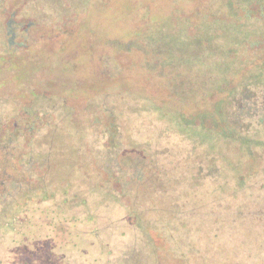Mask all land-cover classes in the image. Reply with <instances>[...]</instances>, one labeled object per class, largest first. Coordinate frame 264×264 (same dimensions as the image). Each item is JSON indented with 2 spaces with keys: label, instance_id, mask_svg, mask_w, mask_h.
<instances>
[{
  "label": "trees",
  "instance_id": "trees-1",
  "mask_svg": "<svg viewBox=\"0 0 264 264\" xmlns=\"http://www.w3.org/2000/svg\"><path fill=\"white\" fill-rule=\"evenodd\" d=\"M41 1L58 6V19L67 27H53L45 38L58 34L74 38L78 28L94 35L88 29L93 21L80 12L92 0ZM96 1L103 5L110 0ZM167 1L157 3L167 7ZM181 1L187 11L196 7L200 15L211 12L200 0ZM120 5L115 2V9ZM223 5L224 14H241L239 21L192 24L191 29L198 26L206 33L197 30L190 35L194 32L190 29L184 41L172 36L182 30L173 14L166 19V13L151 17V6L131 7L133 13L138 10L133 26L141 35L161 36L152 41L156 54L162 44H171L176 51L182 43L195 47L191 53L200 67H176L168 54L165 58L161 54L160 60L169 67H150L164 78L166 97L139 93L136 90L141 87L118 80L122 70L114 68L115 52L99 47L96 55H87L95 56L94 63L102 67L105 81L98 95L63 93L70 92L64 90L70 87L66 81L59 82L58 76L69 73V67H57L53 79L62 90L58 97L50 96L36 81L32 97L11 103V111L0 114V223L30 222L29 216L21 215L35 204L48 219L53 213L50 223H66L60 215L71 207H84L85 212L93 193L98 204L123 207L129 225L141 235L140 243L127 251L123 248L119 264H239L228 255L230 237L224 235L230 225L245 224L241 214L246 204L241 196L251 188L247 186L250 179L261 174L264 0H224ZM16 14L14 10L11 18ZM137 36L132 33L130 41ZM39 44L37 37L26 44L24 51L30 53L24 54L25 63L49 69L43 67L47 61L42 56L56 53L57 46L46 42L48 49ZM78 48L73 44L67 53L73 56ZM15 52L0 47V62L19 64L23 59ZM71 55L67 56L70 61ZM12 68L17 75L20 68L27 76L35 73L32 67ZM140 117L146 120L137 122ZM141 130L146 134L138 137ZM170 137L184 142L186 148L164 147L161 138ZM231 201H238L234 208ZM67 219L85 221L77 214Z\"/></svg>",
  "mask_w": 264,
  "mask_h": 264
},
{
  "label": "rangeland",
  "instance_id": "rangeland-1",
  "mask_svg": "<svg viewBox=\"0 0 264 264\" xmlns=\"http://www.w3.org/2000/svg\"><path fill=\"white\" fill-rule=\"evenodd\" d=\"M140 1L142 4H135L137 2L135 0H110L102 5L98 1L92 0L83 5L80 12L85 19L89 18L93 21L90 22L88 29L94 32V35L89 36L85 29L78 28L74 38L58 34L53 37L54 39L45 38V35L52 31L53 27L56 30L67 28L64 22L58 19V6L49 1H41V3L40 0L2 1L0 4V47L19 51L20 54L17 57L20 56L24 61L21 60L19 64L10 61L11 65L0 62V114L5 110H10L11 103L15 105V100H26L32 97L33 91L31 90L36 87V81L49 90L50 96L58 97L62 90H59V83L53 79L56 77L53 71L57 67H69V73L65 72L63 76H58L59 82L66 81L70 87L64 89L70 90V92L63 93H70V96L98 95L100 89H103L105 81L102 77V67H98L94 63L96 62L95 56L92 58L87 55H96L99 47L106 48L108 52H115L112 58L114 68L118 67L120 71L122 70L117 77L118 80L128 85L141 87L136 90L139 93L145 95L152 93L153 97H166L168 92L165 88L164 78L156 76L150 68L163 67V65L169 67L167 63L160 60L161 54L165 55L164 58L167 54L172 57L176 67H200L199 60L197 56H192L191 52L195 50L192 44H178L180 49L177 51L176 47L171 44H162L164 45L162 53H155L157 50L156 46L152 45V41L161 36L158 33H151L145 37L141 35L142 32L138 27L133 26L134 16H136L134 14L143 7L144 3L151 6V17L160 18L166 13V19L169 14H173L175 19L182 24V30L172 36L183 41L185 34L189 35L188 32L192 24L199 23L198 26H201L205 22L213 24L214 21L220 20L221 23L229 25L230 22L239 21L241 17V14L235 17L224 14V5L222 6L224 0H200V5L205 4L211 8L208 15H200L198 10H195L196 7L194 10H185L186 4L183 5L181 0H169L167 7L157 3L159 0ZM115 2L121 4L117 9H115ZM133 6L137 7L134 9H138L135 13L131 10ZM176 7L182 10L176 9ZM165 9L166 12H163ZM14 10L17 11V14L11 18ZM216 12L220 14L219 18L215 14ZM102 13L107 14L102 15ZM165 23L169 24V21L167 20ZM198 26L196 29L192 27L191 30L194 32L190 35L205 32L199 30ZM27 29L28 31H26ZM132 33L139 36L131 38L133 42L129 43L131 42L129 36ZM212 33L215 34V31H211ZM36 37L40 42L39 45L45 44L48 48V44L51 43L54 47L57 46L56 53L46 57L42 56L44 58L42 60L47 61L43 67H49V69L39 70L38 63L35 65L33 62L25 63L24 54L28 56L30 53L24 51L26 44L33 43ZM21 42L26 44L22 45ZM73 44L79 45V48L72 56L67 52L71 50ZM46 51L47 49L43 53ZM17 52L15 53L17 54ZM68 55H71V61L67 59ZM33 56L36 55L31 54V57ZM12 67H32L35 73L33 76H27L20 68V75H17L13 73L15 69ZM79 82L81 84H78ZM140 118L136 121L146 120L144 117ZM141 131L142 133L138 134V137L146 134V131ZM160 142L164 147L185 146L184 142L174 137L161 138ZM185 148L186 146L183 149ZM262 151L264 153V149ZM88 180L92 182L95 179L88 178ZM91 184L87 187H90ZM248 185L254 186L253 188L251 186L241 196L242 202L246 204L245 210L241 214L244 217L242 223L245 224L242 226L230 225L226 229L224 238L230 237L228 246L232 252L228 255L235 263L264 264V154L261 174L250 179ZM60 186H64V183ZM133 192L136 190L134 189ZM0 196H2V192H0ZM93 196L96 195L89 193V205L85 206V212L84 207L66 209V213L60 215L67 220L66 223H50L53 213L48 219L42 212V208L36 204L31 208L33 211L30 210L25 215H21L29 216L30 222H21L22 220L18 219L11 223H0V264H119V255L123 248L127 251L128 248L140 243L141 235L138 233L139 231L129 225L127 213L123 207L112 203L98 204L97 198ZM231 203L234 208L238 201H231ZM147 205L149 206L150 202ZM72 214H77L85 221L71 222L67 218ZM92 216L93 218L89 219ZM59 220L61 218L55 217V221ZM237 247L241 248L240 252L235 250Z\"/></svg>",
  "mask_w": 264,
  "mask_h": 264
}]
</instances>
